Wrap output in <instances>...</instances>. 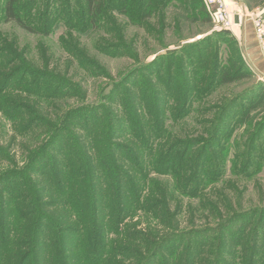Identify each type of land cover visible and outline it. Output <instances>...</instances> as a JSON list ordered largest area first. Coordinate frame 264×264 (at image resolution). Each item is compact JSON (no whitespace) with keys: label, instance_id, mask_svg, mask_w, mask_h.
Instances as JSON below:
<instances>
[{"label":"rangeland","instance_id":"obj_1","mask_svg":"<svg viewBox=\"0 0 264 264\" xmlns=\"http://www.w3.org/2000/svg\"><path fill=\"white\" fill-rule=\"evenodd\" d=\"M29 1H25L24 9L29 8ZM104 2L110 6L107 17L90 25L83 15L84 0H41V11L52 12L54 26L50 35L42 36L4 22L3 0H0V38L14 41L17 47L16 55L11 58L12 69L19 65V57L23 55L33 63V66L26 64L29 68L52 76V80L60 78L65 86L69 85L64 88L53 80L48 84L53 90L75 95L76 89H81L87 96L86 104L93 101L94 106L108 105L102 97L110 101L114 83L129 75L134 77L115 91V101H121L124 91L130 89L138 98L144 85L151 83L152 89L158 90L166 102L162 130L171 135L174 144L183 142L173 148L172 155L175 157L176 151L185 152L188 161L192 159L189 166L198 165L199 174L194 177L188 173L186 179H183L185 175L178 177L180 184L184 180V188L179 192L175 189V176L147 173L144 183L149 192L141 193L140 199L154 215L147 216L140 211L130 214L124 223L126 227H119L124 233L115 247L121 245L126 251L140 247L144 256H151L158 252L153 232L158 231L159 238L165 233H176L159 254L161 257L191 254L197 249L193 264L204 261L205 264H264V81L259 76L262 72L258 74L245 59L240 31L222 34L223 31L214 29L205 10L190 9L186 0H172L168 8L156 10L141 19V24L134 25L133 20L127 21L119 12L135 5V0H120L125 6L122 9L117 0L112 5L108 0ZM243 4V11L264 22V0H243ZM241 18L238 17V23ZM253 36L264 62L254 31ZM171 52L174 53L173 62L168 64L173 66L171 70L180 66L183 76L187 72L188 81L192 76L195 86L192 95L187 98L181 93L179 101L173 97L180 92L182 75L179 79L175 75L176 80L170 85L166 78L165 57ZM205 61L209 63L204 65V70H208L207 80L206 74L202 80L201 68ZM214 67L220 76L210 79ZM222 75H225L224 83L220 82ZM253 85L255 89L250 90ZM79 101L76 96L69 102H49L43 104L46 116L33 112L24 116V129L27 130L29 119L36 118L33 125L47 128L49 134L39 130L23 133L20 123L5 118L0 112L3 147L0 174L9 169L21 171L19 166L26 162L28 155L50 141V134L59 124L57 115ZM212 133L216 136L210 138ZM9 160L15 161V166ZM10 183L12 180L7 185ZM14 187L13 183L6 190L2 185L4 195ZM162 189L167 191L164 193ZM162 195L167 199L166 210L162 207ZM134 203L131 195L129 204L134 206ZM154 217L163 223L162 227ZM131 238L141 244L130 242Z\"/></svg>","mask_w":264,"mask_h":264},{"label":"trees","instance_id":"obj_2","mask_svg":"<svg viewBox=\"0 0 264 264\" xmlns=\"http://www.w3.org/2000/svg\"><path fill=\"white\" fill-rule=\"evenodd\" d=\"M25 1L3 0L2 20L13 23L30 34L50 35L54 28L52 12L41 11V0H30L29 8L24 9ZM108 1L109 5L114 2ZM84 2L83 15L89 19L90 25H95L97 21L107 17L106 12L110 6L104 0ZM117 2L122 9L124 2ZM171 2L172 0H135V5L126 6L119 13L127 21L128 18L133 20V25L141 24V19L148 18L156 10L168 8ZM186 2L190 9L205 10V15L212 21V13L205 0ZM221 33L229 35L227 31ZM16 53L14 41L0 38V112L5 118L20 123L21 132L39 130L49 134L47 128L33 125L36 118L29 119L27 130L24 129V116L32 112L46 116L47 111L43 104L48 105L49 102H69L76 96L80 101L75 107L64 113L60 112L61 116L57 115L59 124L50 134V141L42 149L28 155L26 162L19 166L21 171L9 169L0 174V264L196 263L197 249L191 254L159 255L176 233H165L159 238V232H153L156 236L154 245L158 252L151 256H144L140 247L135 251H126L121 245L115 247V242L124 233L119 227H123L130 214L140 211L147 216L154 215L145 208L140 199L141 193L149 192L144 183L147 173L175 176V189H179V192L180 188H184V180L180 184L178 177L185 175L183 179H186L188 173L194 177L199 174L198 165L189 166L192 159L188 161L185 152L176 151V156L172 155L173 148L180 147L183 142L174 144L170 140L171 135L162 130L166 102L160 92L154 91L149 83L144 85L138 98L130 89L124 91L121 101H115V91L134 77L129 75L114 83L110 101L105 96L102 97L108 105L101 103L94 106L93 101L86 104L84 100L87 101V96L81 89H76L75 95L53 90L48 85L53 80L64 88L69 85L65 86L60 78L52 80V76L29 68L26 64L33 66V63L23 55L19 57V65L12 69L11 58ZM173 56L174 53L171 52L165 57L166 78H169L167 84L170 85L173 79L176 80L175 75L178 79L182 75L180 92L173 97L179 101L181 93L187 98L192 95L195 86L192 76L191 81L186 80L189 75L186 72L183 76L180 66L171 70L173 66L169 65L173 62ZM79 61L81 63L82 59ZM207 64L209 63L205 61L201 68L202 80L205 74L207 80L208 70H204V65ZM22 73L26 75L18 77ZM92 75L97 77L95 73ZM218 76L220 73L214 67L210 79ZM219 78L222 82L225 75ZM255 86H251L250 90L255 89ZM186 103L185 101L183 105ZM214 136L216 135L210 134V138ZM2 150L0 145V154ZM123 152H126V157ZM9 161L15 166V161ZM10 180V185L14 183L16 187L4 195L6 191L2 185L7 190ZM166 191L162 189V192ZM130 194L135 199L134 206L129 204ZM162 207L164 210L168 208L164 195ZM154 218L158 222V217ZM157 222V225L163 226V223ZM130 242L141 244L138 239L133 238ZM170 258H174V261H169ZM201 264H205V261Z\"/></svg>","mask_w":264,"mask_h":264},{"label":"built area","instance_id":"obj_3","mask_svg":"<svg viewBox=\"0 0 264 264\" xmlns=\"http://www.w3.org/2000/svg\"><path fill=\"white\" fill-rule=\"evenodd\" d=\"M205 4L212 13L214 29L232 33L234 17H242L245 20H250L253 31L263 50L262 56L264 58V22L262 18H252L251 12L243 11L244 8L242 9L241 0H205ZM262 77L264 78L263 74Z\"/></svg>","mask_w":264,"mask_h":264},{"label":"crops","instance_id":"obj_4","mask_svg":"<svg viewBox=\"0 0 264 264\" xmlns=\"http://www.w3.org/2000/svg\"><path fill=\"white\" fill-rule=\"evenodd\" d=\"M243 5L245 4L242 3L241 6ZM233 20H234L233 32L235 33L236 30H238L240 31V35L242 36L241 44L243 47L245 59L247 60V62L249 61L253 65L254 70L258 74L261 72L263 74L264 62L261 59V53L260 52L258 53V47L253 36V27L251 23L247 22L243 18H241V21L238 23V17H234Z\"/></svg>","mask_w":264,"mask_h":264},{"label":"water","instance_id":"obj_5","mask_svg":"<svg viewBox=\"0 0 264 264\" xmlns=\"http://www.w3.org/2000/svg\"><path fill=\"white\" fill-rule=\"evenodd\" d=\"M241 2L243 3V0H241ZM260 77H262V75L259 74ZM262 80L264 81V79L262 78Z\"/></svg>","mask_w":264,"mask_h":264}]
</instances>
